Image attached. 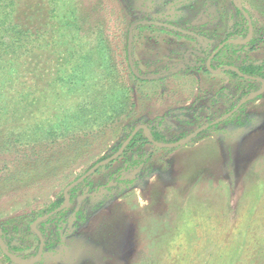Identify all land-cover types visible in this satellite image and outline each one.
<instances>
[{"label": "rangeland", "instance_id": "374dc122", "mask_svg": "<svg viewBox=\"0 0 264 264\" xmlns=\"http://www.w3.org/2000/svg\"><path fill=\"white\" fill-rule=\"evenodd\" d=\"M234 1L253 26L249 40L225 43L223 60L239 68L247 57L264 60V0ZM200 12L209 22L195 23ZM241 14L230 0H0V225L18 239L12 253H32L35 220L145 124L158 142H182L159 146L140 128L150 142L122 155L132 139L70 189L69 206L41 226L31 264H264L263 84L252 98L213 103L233 82L193 51L190 66L163 78L131 70L148 77L189 50L211 54L238 36ZM93 85L103 91L84 105ZM68 107L77 110L69 116ZM0 264L22 263L0 246Z\"/></svg>", "mask_w": 264, "mask_h": 264}, {"label": "trees", "instance_id": "16d2710c", "mask_svg": "<svg viewBox=\"0 0 264 264\" xmlns=\"http://www.w3.org/2000/svg\"><path fill=\"white\" fill-rule=\"evenodd\" d=\"M231 1V3H232V6L234 7V10L236 11V13H238V14H241V12H240V10L234 5V0H230ZM241 17H242V20H243V22H244V24H245V26L243 27V29L241 30V32L240 33H238V36L236 37V38H234V39H236V40H246V39H248V37H249V35H250V30H249V26H248V23H247V19H246V17L245 16H243L242 14H241ZM145 23H148V24H157V25H166V26H169V27H174V26H170V25H168V24H163V23H160V21H158V20H148V19H143V20H141L140 21V24H145ZM175 29H177V30H179V31H181V32H185V33H187V34H195V33H193V32H188L187 30H184V29H178V28H175ZM258 31H260L261 32V36L262 35H264V27H262V29L261 28H259V30ZM227 34V33H226ZM229 36V35H228ZM261 36H260V38H261ZM227 39H229V37H225V40H227ZM255 39L256 38H254L253 40H251V42L249 43V44H252L253 42H255ZM200 40V42H204V41H202L201 39H199ZM231 44L232 43H227L224 47H223V49H221V51L219 52V53H217V55L213 58V68L214 69H221V68H223V67H225V66H228V65H230V64H234L235 62H230V63H228V62H226V61H224L223 60V55H225V53H226V51L228 50V48H230L231 47ZM202 47H204L203 46V44H202ZM253 48H255V46H253L251 49H253ZM204 49V48H203ZM190 51H193V52H196L197 54H199V55H202V56H209L210 54L209 53H207V54H205L202 50H189V51H187L186 52V54H185V59H184V61H182V62H179V63H177V64H175L171 69H169L168 71H166V72H164V73H155V74H153V75H151V76H148V77H144V76H142L141 74H139V73H137V74H135V72H134V70L133 69H131L132 70V73L136 76V77H138V78H140V79H143V80H153V79H157V78H163V77H165V76H169V75H171V74H175V73H177V72H180V71H182L183 69H186L188 66H190L191 65V62L189 61V60H187V54L190 52ZM211 53V52H210ZM2 58H1V56H0V68L4 65L3 64V62H2V60H1ZM217 62V66H214V63H216ZM239 68L244 72V74L245 75H248V76H251V77H255V78H262V79H264V60L263 59H261V58H253V59H251V58H248L247 57V62L245 61V63H241V64H239ZM226 74L227 75H229L230 76V78H231V80H232V85L230 84L229 85V88L228 87H222L217 93H216V95L215 96H213V103H217L218 101H219V99H221V98H229V99H239V100H242V99H244V98H247L251 93H252V91L253 90H247L249 87H251V86H253L254 84L256 85V83H258V88H256V89H254L255 91H258L260 88H261V82H259L257 79H251V78H244L243 76H241V75H239V73L238 72H236L235 70H232V69H230V70H228V71H226ZM75 77H76V75L74 76V78L71 80L73 83V85H77V84H79L81 81L80 80H74L75 79ZM71 81H69L68 83H71ZM233 86L234 87H236V88H233ZM93 87L95 88V89H92V90H90V93L89 94H87L86 96H84L83 97V102H81V103H83L84 105H89L90 103H92L94 100H96L97 98H95L96 96H97V94L95 93V92H98L99 93V91H103V88L101 89V86L99 87V89L97 88V86H95V85H93ZM241 88V89H240ZM241 91V92H240ZM240 93V94H239ZM92 95H96V96H92ZM239 95V96H238ZM261 96V94L259 95V97ZM104 99H105V97H104ZM103 98H101V104L103 105V107H106V102H105V100H104ZM113 99H115V98H108V100L109 101H112ZM84 100H88L89 102L87 103V102H85ZM81 107V106H80ZM80 107H78V108H80ZM242 108V107H241ZM77 110V109H76ZM76 110L74 109V107H68V114H69V116H71V114L72 113H75L76 112ZM79 111V113H80V115H81V117L83 118V119H87L88 117L90 118V116H88L87 114H86V112L83 110V109H79L78 110ZM82 111H84V112H82ZM230 111V110H229ZM228 111V112H229ZM228 112H226V113H228ZM104 112H102L101 113V115L103 114ZM105 113H106V111H105ZM104 113V114H105ZM103 114V115H104ZM102 115V116H103ZM105 116V115H104ZM103 116V117H104ZM97 117L98 116H96L94 119L97 121ZM102 117H99V119H101ZM89 120H91V118L90 119H88L87 121H89ZM87 121H83V122H87ZM228 121H229V119H228ZM227 121V122H228ZM149 128H150V130H151V136L153 137V138H155V139H158V136L157 135H159L158 134V132L156 131V129H154V128H151L150 126H149ZM155 130V131H154ZM66 133V132H65ZM64 133V134H65ZM53 134V133H52ZM159 140V139H158ZM140 141H142L143 143H145V142H150L149 141V139L147 138V137H145L144 135H141V133H139V134H137L136 136H134L133 137V140H132V142L129 144V146H128V148L125 150V152L122 154V155H125L126 153H127V151L130 149V148H132V147H134L138 142H140ZM73 191H74V188L71 190V191H69V195H72V193H73ZM64 203V197H63V195L62 194H60V196H59V198H58V200H57V202H56V207L57 206H61L62 204ZM51 210H53V209H51V208H49V209H47L45 212H43L42 214H41V216H43V215H45V214H47L49 211H51ZM22 217V216H21ZM24 218V217H23ZM36 219V218H35ZM35 219H33L32 221H34ZM50 220V218L47 220V221H44V222H41L38 226H40V231L42 232V234L44 235L45 234V228H41V226L42 225H45V223H47L48 221ZM32 221L30 220V222L28 223V225L27 224H25L24 226L30 231V226H29V224L30 223H32ZM9 222V221H8ZM8 224V223H7ZM0 228H1V236H2V238H3V240H4V242H5V245H6V247L12 252V251H16L17 249H19V247H18V239H16V237L15 236H12V235H7V233H5V228H6V226L5 227H3V225H0ZM35 237H36V247H35V249H34V251L31 253H29V254H27V255H19V258H21L22 260H31L32 258H34L35 256H37L38 255V252H39V246H40V239H39V237L37 236V235H35Z\"/></svg>", "mask_w": 264, "mask_h": 264}, {"label": "water", "instance_id": "95a60500", "mask_svg": "<svg viewBox=\"0 0 264 264\" xmlns=\"http://www.w3.org/2000/svg\"><path fill=\"white\" fill-rule=\"evenodd\" d=\"M239 8L242 10V12L244 13V15L248 18L249 20V24H250V37L252 36V33H253V26H252V20L250 18V16L248 15L247 11L244 10L241 6H239ZM132 37H133V26L131 27V30H130V38H129V54H130V61H131V64H133V59H132V51H131V44H132ZM230 41H234V40H227L225 42H223L208 58L207 60V65H208V68L209 70L211 71H214V69L211 67V60L212 58L215 56V54L225 45L226 42H230ZM132 67L134 68V65H132ZM235 70L236 72H238L241 76L245 77V78H250L249 76L245 75L238 67H235L233 65H229V66H226L223 68V70ZM259 80H261L262 82V88H264V81L259 78ZM261 91V90H260ZM260 91H257L255 93H252L249 95L248 98H252L254 96H257ZM241 104V103H240ZM238 104V106L240 105ZM229 115V114H227ZM224 116L223 118H226L227 117ZM206 126H203L201 129L205 128ZM140 128H143L147 134V137L156 145H159V146H170V147H173L179 143H181L182 141L179 140L175 143H171V144H165V143H161V142H158L156 140H154L151 136H150V133H149V129L147 127V125L145 124H142V125H139L137 126L133 132L128 136V138L125 140V142L121 145V147L119 148V150L113 154L111 157L107 158L106 160H102L98 163H96L95 165H93L83 176L79 177L78 179H76L74 182H72L71 184H69L66 189H65V192H64V203L55 208L54 210L50 211L49 213L37 218L35 220V222L32 224V229L35 231V233L39 236L40 240H41V245H40V250H39V253L36 257H34L33 259L31 260H28V261H24L22 259H20L17 255H15L14 253L10 252V250L6 247L5 245V242L1 236V228H0V246L3 250V252L9 256V257H12L17 263H22V264H31V263H34L40 256H41V251H42V248H43V245H44V238H43V234L42 232L39 230V228L37 227V224L39 222H42L46 219H48L49 217H51L52 215L56 214L57 212L65 209L67 206H69V204L71 203V196L69 195V191L70 189L77 183L83 181L86 177H88L92 172H94L97 168H99L100 166L104 165V164H107L111 161H113L115 158H117L124 150L125 148L127 147V145L130 143V141L133 139V137L136 135L137 131L140 129Z\"/></svg>", "mask_w": 264, "mask_h": 264}, {"label": "flooded vegetation", "instance_id": "af4514ba", "mask_svg": "<svg viewBox=\"0 0 264 264\" xmlns=\"http://www.w3.org/2000/svg\"><path fill=\"white\" fill-rule=\"evenodd\" d=\"M234 3H235V1H234ZM239 10H240V9H239ZM244 16H245V15H244ZM245 17H246V16H245ZM208 18H209V17H208L207 15L203 14L202 12H200V14L195 18L194 21H195V23H204V22L207 23V22H209V19H208ZM246 19L248 20L247 17H246ZM200 20H202V22H201ZM204 20H206V21H204ZM160 23L168 24V23H165V22H160ZM247 23H248L249 30H250L249 20L247 21ZM156 25H157V24H156ZM168 25H170V26H174V25H171V24H168ZM161 26H166V25H162V24H161ZM166 27H169V26H166ZM170 28H174V29H175V28H177V27L174 26V27H170ZM178 29H179V28H178ZM176 30H177V29H176ZM184 30H185V29H184ZM178 32H181V31L178 30ZM188 32H189V31H188ZM190 32H191V31H190ZM184 33H185V32H184ZM193 33H194V32H193ZM192 35H193V34H192ZM194 36H195L197 39H200L199 34L195 33ZM227 40H230V39H227ZM227 40H226V41H227ZM198 41H199V40H198ZM203 41H204V40H203ZM224 42H225V41H224ZM218 47H219V46H218ZM218 47H217V48H218ZM204 49H205V48H204ZM195 50H197V49H195ZM220 50H221V49H220ZM218 52H219V51H218ZM218 52H217V53H218ZM212 53H213V52H212ZM212 53H211V54H212ZM217 53H216V54H217ZM211 54H210V55H211ZM216 54H215V56H216ZM210 55H209V56H210ZM209 56H208V58H209ZM215 56H214V57H215ZM214 57H213V58H214ZM213 58H212V60H213ZM207 60H208V59H207ZM212 60H211V65L213 66V62H212ZM212 66H211V67H212ZM223 68H224V67H223ZM208 69H209V68H208ZM213 69H214V68H213ZM215 70H217V69H215ZM247 76H248V75H247ZM261 84H262V83H261Z\"/></svg>", "mask_w": 264, "mask_h": 264}, {"label": "crops", "instance_id": "0c3cea01", "mask_svg": "<svg viewBox=\"0 0 264 264\" xmlns=\"http://www.w3.org/2000/svg\"><path fill=\"white\" fill-rule=\"evenodd\" d=\"M241 32V30L240 31H238L237 33H240ZM253 34V33H252ZM251 37H250V35H249V37H248V39H246V40H249ZM230 40H234V41H232V42H237L238 40H235V39H230ZM252 40V39H251ZM250 40V41H251ZM242 41H244V40H242ZM231 42V41H230ZM229 66V65H228ZM228 71V70H227ZM240 75V74H239ZM250 78H255V77H251V76H249ZM245 78V77H244ZM258 79V78H257ZM262 79V78H261ZM263 80V79H262ZM258 81L259 82H261L259 79H258ZM262 83V82H261Z\"/></svg>", "mask_w": 264, "mask_h": 264}]
</instances>
